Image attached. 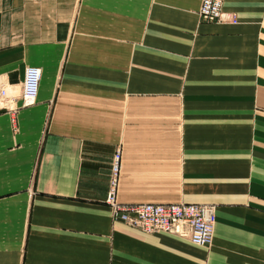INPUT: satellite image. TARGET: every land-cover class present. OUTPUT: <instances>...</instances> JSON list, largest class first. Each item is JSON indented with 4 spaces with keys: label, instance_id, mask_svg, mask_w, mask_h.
Wrapping results in <instances>:
<instances>
[{
    "label": "crops",
    "instance_id": "0c3cea01",
    "mask_svg": "<svg viewBox=\"0 0 264 264\" xmlns=\"http://www.w3.org/2000/svg\"><path fill=\"white\" fill-rule=\"evenodd\" d=\"M200 1L0 0V264H264V0ZM117 147V199L212 202L211 244L112 218Z\"/></svg>",
    "mask_w": 264,
    "mask_h": 264
},
{
    "label": "built area",
    "instance_id": "2783aa9c",
    "mask_svg": "<svg viewBox=\"0 0 264 264\" xmlns=\"http://www.w3.org/2000/svg\"><path fill=\"white\" fill-rule=\"evenodd\" d=\"M224 0H201L199 17L209 21L235 22L236 14L223 8ZM41 69L27 65L20 91L21 105H30L36 100ZM8 84L0 80V109L10 111V121L17 128L16 104L18 94L11 92ZM121 161V149L117 147L112 156L105 203L110 207L114 220L124 222L145 232L169 231L191 241L207 245L211 242L215 220L212 202L191 201H146L122 202L117 200V188Z\"/></svg>",
    "mask_w": 264,
    "mask_h": 264
},
{
    "label": "bare ground",
    "instance_id": "6f19581e",
    "mask_svg": "<svg viewBox=\"0 0 264 264\" xmlns=\"http://www.w3.org/2000/svg\"><path fill=\"white\" fill-rule=\"evenodd\" d=\"M225 1V0H224ZM224 1H223V8H224ZM236 14V13H235ZM237 16V15H236ZM41 69V68H40ZM41 79V78H40ZM40 84V83H39ZM7 86V85H6ZM8 87V86H7ZM9 89H10V91L11 92H15L12 88H10V87H8ZM38 91H39V89H38ZM16 104H17V102H16ZM18 105V104H17ZM19 106V105H18ZM22 106H26V105H22ZM19 108V107H18ZM18 110V109H17ZM121 149V148H120ZM121 159H122V153H121ZM120 164H121V161H120ZM119 171H120V169H119ZM118 184H119V178H118ZM117 190H118V188H117ZM118 200V199H117ZM214 208H215V220H214V225H215V222H216V205H214ZM131 226V225H130ZM213 231H214V227H213ZM156 232H159V231H156ZM166 232H169V231H166ZM170 233H173V232H170ZM175 234V233H174ZM213 235H214V232H212V238H211V242H212V240H213ZM193 242V241H192ZM211 242L209 243V244H211ZM193 243H195V242H193ZM196 244H198V243H196ZM209 244H207V245H203V244H198V245H203V246H208Z\"/></svg>",
    "mask_w": 264,
    "mask_h": 264
}]
</instances>
